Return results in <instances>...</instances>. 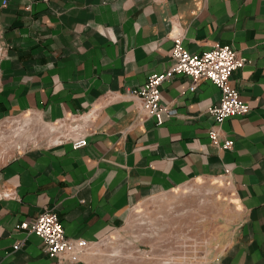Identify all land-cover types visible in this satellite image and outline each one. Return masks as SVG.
I'll list each match as a JSON object with an SVG mask.
<instances>
[{
	"label": "crops",
	"instance_id": "1",
	"mask_svg": "<svg viewBox=\"0 0 264 264\" xmlns=\"http://www.w3.org/2000/svg\"><path fill=\"white\" fill-rule=\"evenodd\" d=\"M177 33L190 53L228 45L248 60L231 77L250 107L222 125L231 149L207 137L213 84L165 82L174 112L159 126L126 92L169 69ZM29 112L56 138L0 165V264H57L16 228L44 212L95 243L145 197L197 180L226 181L242 214L210 264H264V0H0V124Z\"/></svg>",
	"mask_w": 264,
	"mask_h": 264
},
{
	"label": "rangeland",
	"instance_id": "2",
	"mask_svg": "<svg viewBox=\"0 0 264 264\" xmlns=\"http://www.w3.org/2000/svg\"><path fill=\"white\" fill-rule=\"evenodd\" d=\"M55 138L56 129L45 125L36 113L11 117L0 124V165ZM241 219L226 181L197 180L145 197L117 231L98 242L65 234L69 249L63 255L53 258L43 249L57 264H210ZM20 225L17 230L29 233Z\"/></svg>",
	"mask_w": 264,
	"mask_h": 264
},
{
	"label": "built area",
	"instance_id": "3",
	"mask_svg": "<svg viewBox=\"0 0 264 264\" xmlns=\"http://www.w3.org/2000/svg\"><path fill=\"white\" fill-rule=\"evenodd\" d=\"M171 39L172 65L169 69L150 75L143 85L127 89L126 92L141 101L140 110L143 114L153 117L156 125H161L163 113L172 115L174 112L160 105L161 89L165 82L178 75L186 76L190 79L189 93H193L202 81L213 84L220 92V99L207 109L213 119L207 137L214 147L231 149L233 141L225 137L222 125L226 120L245 116L250 111L249 105L231 86L233 72L242 69L248 62L247 58L228 45H215L201 54H193L185 48L182 34H174ZM71 141L73 150L87 145V137L84 136L71 138ZM19 227L38 236L50 257H60L69 249L63 225L52 211L42 213L32 223L23 222Z\"/></svg>",
	"mask_w": 264,
	"mask_h": 264
}]
</instances>
